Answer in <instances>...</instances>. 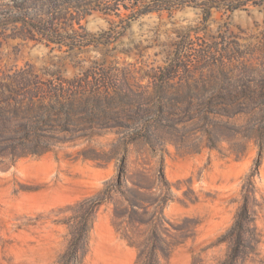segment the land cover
I'll return each instance as SVG.
<instances>
[{
	"label": "rangeland",
	"instance_id": "obj_1",
	"mask_svg": "<svg viewBox=\"0 0 264 264\" xmlns=\"http://www.w3.org/2000/svg\"><path fill=\"white\" fill-rule=\"evenodd\" d=\"M260 133L264 0H0V264H64L91 197L82 264H264Z\"/></svg>",
	"mask_w": 264,
	"mask_h": 264
},
{
	"label": "trees",
	"instance_id": "obj_2",
	"mask_svg": "<svg viewBox=\"0 0 264 264\" xmlns=\"http://www.w3.org/2000/svg\"><path fill=\"white\" fill-rule=\"evenodd\" d=\"M232 47V46H231ZM235 49V47H232ZM238 51H230V57L231 59L235 58H240V57H245L247 52L241 51L239 49H236ZM200 56H207L206 55H200ZM221 59H218V62H223L227 56L224 53L220 57ZM177 67H181L179 64H171L169 68L166 69V72L168 74L174 73L178 70ZM164 76V75H163ZM164 80V79H163ZM89 83L83 84L81 80L79 81H71L69 83V97L71 98L72 103L67 106L71 111H75V106L77 103H82V111L84 112H93V110L100 108L102 106L103 101L106 100V96L109 95L108 93H105L107 90L108 84H96L92 85L90 88L88 87ZM71 88V89H70ZM121 89V87H119ZM246 92L242 91L241 96L245 95ZM77 97L76 99L79 100H74L73 98ZM81 96H85L84 99H81ZM240 98H238L237 101H239ZM82 100V101H81ZM81 101V102H79ZM85 102V103H84ZM106 102V101H105ZM50 105V104H48ZM51 107V105H50ZM61 107V106H60ZM40 110L43 108L40 106ZM53 108V107H51ZM67 108V109H68ZM68 109V110H69ZM263 136V137H262ZM259 152L258 156L254 160L253 168L250 171V174L248 176V180H252L253 176L255 173L258 172L259 166L262 161V155L264 153V134L262 133L259 134ZM246 186V185H245ZM103 198L102 197H91L86 199V204L89 206L87 210L81 215V224L78 226V228H75V230L71 231V239H70V244L68 248L65 250V252L61 255L60 259L64 262V264H82V261L84 259V256L89 250V232L93 228V222L89 224V218L91 216V213L94 211L95 207L99 205L102 202ZM129 203L135 205V201L129 197L128 198ZM85 204V203H84ZM248 208L245 206L241 214L239 215L237 219V224L243 226L246 222H252L254 220V216H249L247 214ZM242 228V227H241Z\"/></svg>",
	"mask_w": 264,
	"mask_h": 264
}]
</instances>
